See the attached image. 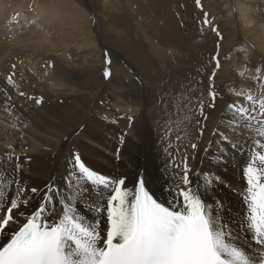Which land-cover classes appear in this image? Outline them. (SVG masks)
I'll return each instance as SVG.
<instances>
[{"label": "snow or ice", "instance_id": "snow-or-ice-1", "mask_svg": "<svg viewBox=\"0 0 264 264\" xmlns=\"http://www.w3.org/2000/svg\"><path fill=\"white\" fill-rule=\"evenodd\" d=\"M195 2L202 9L201 0ZM203 24H210L208 13ZM212 59L210 80L221 68L219 45ZM111 63L106 55L105 79L112 75ZM255 72L260 91L238 93L246 103L228 104L230 115L222 114L211 128L205 108L215 109L217 92L209 85L208 104L198 99L192 117H184L191 132L183 137L187 144L180 163L175 157L171 162L179 179L156 190L143 169L134 175L103 174L78 152L71 154L62 184H27L32 159L24 155L28 125L5 93L4 112L17 116L10 127L18 137L0 148V264H264V74L261 67ZM15 75L6 78L9 91L43 104V97L20 89ZM172 130L171 125L166 129ZM199 152L221 167L233 162L240 187L212 169L190 164ZM237 156L243 157L239 164ZM221 185L237 197L234 214V206L217 194Z\"/></svg>", "mask_w": 264, "mask_h": 264}, {"label": "rangeland", "instance_id": "rangeland-1", "mask_svg": "<svg viewBox=\"0 0 264 264\" xmlns=\"http://www.w3.org/2000/svg\"><path fill=\"white\" fill-rule=\"evenodd\" d=\"M234 1L201 0L203 6L201 9V7L197 6L195 0H188V7L191 6L193 8V12L189 14L190 18L194 20V16L199 14L195 18L197 23L196 28L199 29L193 31L187 30L180 36L178 43L175 44L174 42L170 46L163 47L160 44V38L165 36L162 30V20L153 14V10L159 5L158 0H0V4H2L0 6L2 7V13L0 14V32H2L1 28L9 32L11 28L16 27V30L11 32L12 35L4 36L0 34V37L3 36L0 38V44L2 43L3 46H7L10 39V41H17L15 44L20 47L21 51L26 46V49L22 51L23 53L26 50L28 54L34 53L32 51L41 53V55L35 53L34 56L37 55L40 58V62L42 61L41 64H49L50 69L46 68L43 70V73L46 75L44 79L35 78L36 80L32 79L34 80L32 82L24 81L25 90L23 91L30 96L37 98L43 97L44 103L48 100L52 101L55 99L60 106L65 107L61 108L63 112L65 111L64 118L66 117L63 121L72 123L73 129L71 131L79 127L83 130L90 119L104 111V105L108 101L105 98L106 93H108V88L114 89L121 87L124 96L127 94V98L124 97V99L129 103H135V99L141 98L142 118L140 117L139 124H143L146 107L151 106L152 109L154 108L153 117L156 114L154 119L159 121V139L170 136L175 141L174 150L168 151L167 153L164 151V147L166 148V144L168 143H164L166 140L162 142L159 156L162 163L164 161L163 165L165 167V164L168 166L171 165L173 157H175V163H180L184 147L187 144V139H183V137L186 133L191 132V127H188L186 130L179 128L177 130L179 133H174L176 126L173 124H178L176 122L183 121L186 116L183 113V108L187 103L186 99L182 96V92L188 90L190 86L189 83H183L184 76H186V81L187 77H189L193 81L198 80L202 82L201 87L198 89L200 93L204 94L202 99L204 103L206 102L205 105H207V102H209L207 100L209 85L218 82L216 77L214 80L209 79L214 70L212 57L216 55L218 45L219 50L221 48L224 51L223 55H227L229 60H231L232 55L237 51H240L242 54L245 53L248 58L251 54L247 52L248 49H245L246 45L251 47L252 52L262 55V52L260 53L254 46L250 45V42L242 32L244 29L242 24L236 18L226 23V20L229 19L228 12L231 9L235 12ZM248 2L250 4L255 3L256 5H253L254 7L257 6L260 9H264V0H248ZM18 4H20V9L23 11H18ZM53 4H55V9L59 17L56 18L55 16V21H52V24H50V27L53 29L50 32L53 35L46 42L42 40V36L49 31L43 26L38 28L42 11H37L36 8L37 6L40 8L44 6L42 9L46 8L45 10H49ZM204 13H208L210 20V24L208 25L203 24ZM18 16L23 17V21L18 23L20 24L19 28L17 22H15ZM256 20L264 24V14H261L260 19L257 18ZM11 24L12 27H10ZM213 27L219 31L220 36H217L216 32L212 30ZM208 35L212 37L209 44V55L203 56L204 67H197L195 76L192 77L189 73L188 65L192 62L195 54L204 49L206 45L205 38ZM37 36L41 40L38 39V41ZM26 39L30 41L28 42ZM222 39H228L225 40L228 41V44ZM42 43L45 49L39 50L38 46ZM47 50L51 52L46 54ZM240 53H238V56ZM106 55L112 61L110 66L112 75L108 79H105L103 76V69L106 67ZM21 57L22 55L18 54L10 58L9 61L16 66L18 64L23 65L21 60L23 58ZM144 61L147 63L146 70L149 74L147 76L138 68L139 64ZM220 69H222V64ZM10 70L13 69L9 68L7 70V72L9 71V75L12 74ZM187 71L188 74L185 75ZM219 71H217L216 75H219ZM52 72L56 85H60L55 90L50 85L51 82L48 83V79L51 77L49 73ZM124 72L125 74H123ZM28 73L31 77L34 76L31 71H28ZM129 74L131 78H129ZM125 75H127L126 78L122 79ZM153 75H157V80L151 78ZM256 75V72H254L252 80L260 83L255 78ZM146 77L148 78L146 79ZM215 85L217 86V84ZM249 86L256 89L253 87L254 84H250ZM229 87L224 88L223 91H219L217 87L215 88L217 92L216 105L222 104V94L232 96L234 99L239 97L236 100L242 97L238 93L244 91L243 89L236 85L231 89ZM3 88L6 87L3 86ZM128 92L130 93L129 96ZM162 100L164 103L160 102ZM196 108L197 105L196 107L188 108V110L193 112ZM208 110H211V108H205V113ZM187 112V117L191 118L192 113ZM196 114L198 115V111ZM169 125L173 129L171 134L166 131ZM72 133L66 148L62 149L58 160H65L66 158V161H69L71 153L73 152L72 149L77 148L75 146V140L79 136V130ZM177 135L182 137V140L179 142L176 140ZM176 149H180V151H175ZM55 168H53L54 172L57 171ZM54 172H51L49 177H52Z\"/></svg>", "mask_w": 264, "mask_h": 264}, {"label": "bare ground", "instance_id": "bare-ground-1", "mask_svg": "<svg viewBox=\"0 0 264 264\" xmlns=\"http://www.w3.org/2000/svg\"><path fill=\"white\" fill-rule=\"evenodd\" d=\"M187 1L188 0H158L159 5L158 7H156V9L153 10V14L154 16L159 17L162 20V30L165 36H162L160 38L161 46H170L174 42L176 44L178 43L180 36L187 30L193 31L195 29H199L196 28L197 23L195 19L199 14L194 16V20L190 18L189 14L193 12V8L191 6L188 7ZM234 2L235 12L232 9L228 12L229 19L226 20V23L229 20L236 18L238 22L242 24V27L244 28L242 32L246 36V39L250 42V45L254 46L255 49H257L260 53L262 52V55L252 52L251 47L246 45L245 49H248L247 52L251 54L248 56V58L245 53L242 54L240 53V51H237L234 53L235 55H232L231 60H225V55H223L224 51L220 48L219 52L221 54L219 53V56L221 59L222 69H220V71L218 72L219 75H216L218 82H214L213 84H217V86L215 85V88L217 87L219 91H223L224 88H228V86H230L229 88L231 89L234 85H236L244 91L250 90L253 94H257L260 91V83L254 82L252 78L255 72V66H260L262 72H264V24L258 22L256 19H260L261 14H264V9H260L257 6L254 7L253 5L256 4H250L248 0H235ZM1 5L2 4H0V6ZM18 6V11H23L22 9H20V4H18ZM42 8H44V6H42ZM42 8H40L39 6H37L36 8L37 11H42V17L38 22V28L43 26L48 29L49 32L53 31V29L50 27V24H52V21H55V16L56 18L59 17L55 9V4H53L50 9L48 8L49 10H45L46 8ZM1 13L2 7H0V14ZM184 17L186 18V20H184ZM22 21L23 17L19 16L15 20L17 24ZM10 27H12V24L10 25ZM19 27L20 24H18V28ZM15 28L16 27L14 26V28H11L9 32H6L4 28H1L2 32H0V34L9 36L11 32L16 30ZM49 32L43 34L42 40H45L46 42L49 41V37L53 35V33ZM211 38L212 37L209 35L205 38L206 45L204 46V49L196 53L192 62H190V64L188 65L189 73L192 77L195 76L197 67H204L203 56L209 55L208 51H210L209 44ZM38 39L40 38L38 37L37 40ZM26 40L28 42L30 41L28 39ZM222 40L225 41L228 39ZM15 42L17 41H10L9 39L7 46H3L2 43L0 44V148L6 146V143L8 141H16L18 137V133L10 127V124L13 121L17 120V116L10 115L4 112V102L6 99L5 93H8L12 97V102L16 106L17 113L23 114L24 121L28 125V127L24 129L26 142V151L24 152V155L29 156L32 159L29 165V167L31 168V172L27 174V178L25 181L27 184L34 186L39 185L43 187V185L47 182L54 181L57 184L63 183L64 177L68 174L70 166L69 161H66V158L65 160H58V158L60 157L62 149L66 148L67 142L73 134L72 132H76L78 130L79 136L75 140V146L77 148L72 150L73 152H78L81 155L82 160H84L86 164L92 167L94 170H98L103 174L122 173L134 175L138 170L143 169L149 181V186L154 190L159 189L160 186L165 183V181L171 182L174 179H179L177 175L179 169H173V167L170 165L167 167V170H165V167L163 165L164 161L162 163V160L159 156V151L161 149L163 141L166 140V142L164 143H168L166 144V148H168V151L174 150L173 147L175 145V141L170 136V138L168 136H165L167 137L166 139L165 137L159 139V121L154 119L156 114H154L155 116L153 117L154 108L152 109L151 106L146 107L145 111L143 110L144 119L143 124L141 123V126L139 124L142 107L141 98L135 99V103H129L127 100L125 101L124 97L127 98V94L124 96L121 87H117L114 89L108 88V93H106L105 97L108 101L104 105V111L99 113L98 115L95 114L96 117L90 119L89 122L84 126L83 130H81L79 127L78 129H75L76 131H71L73 129V126L71 125L72 123L63 121L66 117L64 118L65 111L63 112L61 108L65 107L60 106L55 99H53L52 101L48 100L45 103L43 102V104L41 105H35L31 100H25L24 98L19 97L15 89L9 91V88L5 85V83L6 78L9 75V71L7 72V70L9 68L13 69V63L9 61L10 58H13V56L20 54L22 55L21 58H23L21 59L23 65L18 64L15 69L10 70L11 73L16 72L15 79L21 90H25L24 81L32 82L36 80L35 78L44 79L46 75L43 73V70L46 68L50 69L49 64H41L42 61L40 62V58L37 57V55L34 56L35 53L41 55L40 52L32 51L34 53L28 54L26 50V52L23 53L22 51L26 49V46H24L25 49L21 51L20 47L15 44ZM225 43L228 44V41H225ZM38 47L37 48L39 50L45 49L43 43ZM31 48L33 49V47ZM49 52L51 51L47 50L46 54H48ZM238 53H240L241 56H238ZM138 68L139 70L143 71L145 76L149 75L147 73L148 71L146 70L147 63L145 61L141 62ZM28 71H31L34 74V78L29 75ZM49 74L51 77L48 79V83L51 82L50 85L55 90V88H58V86L60 85H56L55 78L53 77V72ZM123 74H125V72ZM187 74L188 71L185 75ZM126 76L127 75L123 76L122 79H125ZM129 78H131L130 74ZM147 78L148 77H146V79ZM151 78H153V80H157L158 77L157 75H153ZM185 79L186 76H184L183 83H189L190 88L188 90H184L182 92L183 95H181L185 99L187 98V107L183 108V113L184 115L188 116L187 111H189V113H192L191 110H188V108L196 107V101L198 99H202V97H204V94L200 93L198 89L201 87L202 82L198 80L193 81V79L189 77H187V81ZM250 84H254L253 87H255L256 89L250 87ZM3 86H5L6 88H3ZM129 95L130 93L128 94V96ZM221 99L223 100L222 104H218L216 105L215 109H211L206 112V114L210 116V120L208 122L210 128L214 124L221 122L222 114L230 115L227 110L228 104L246 103L243 96L240 97V99L236 100L232 96L230 97L229 95L222 94ZM105 109H107V111H105ZM129 117H132L131 122L128 119ZM176 123L178 124H173L176 126V131L174 133H179L177 132L179 128H182V130L187 129L185 128V124L187 123V121L183 120ZM17 127L22 126L18 123ZM122 135H124L123 144L120 143V137ZM117 150H119V158L117 157ZM68 155L67 157L69 159ZM242 159L243 157L237 156L234 162L236 164H239ZM189 163L197 168H203L206 172L209 169H212L217 174L222 175V177L225 178L228 182L232 183L233 187L235 188H239L241 185L240 172L237 169L233 168V162H230L228 165L221 167L214 163V158L207 156L203 152H199L197 153L196 159L192 160ZM2 167L3 166H0V168ZM54 167H56V172H54L53 170ZM51 172H54V174L52 175V177H49V174ZM201 190L203 191V188ZM217 194L223 197V199L230 206H234L233 214L238 210L239 205L237 203V197L234 194L229 193L228 190L222 185L217 188ZM2 239L3 237L0 236V240Z\"/></svg>", "mask_w": 264, "mask_h": 264}, {"label": "water", "instance_id": "water-1", "mask_svg": "<svg viewBox=\"0 0 264 264\" xmlns=\"http://www.w3.org/2000/svg\"><path fill=\"white\" fill-rule=\"evenodd\" d=\"M108 52H110V51H108Z\"/></svg>", "mask_w": 264, "mask_h": 264}]
</instances>
